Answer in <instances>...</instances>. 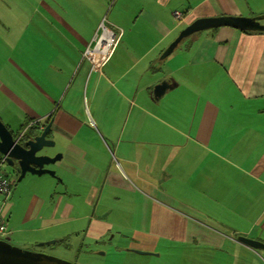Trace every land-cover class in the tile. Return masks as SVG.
I'll list each match as a JSON object with an SVG mask.
<instances>
[{
	"label": "crops",
	"instance_id": "obj_1",
	"mask_svg": "<svg viewBox=\"0 0 264 264\" xmlns=\"http://www.w3.org/2000/svg\"><path fill=\"white\" fill-rule=\"evenodd\" d=\"M37 2L18 33L26 68L9 59L25 76L0 79V121L26 141L51 118L60 159L45 167L53 177H7L0 217L13 245L59 241L90 258L82 246L105 237L96 256L158 257L170 243L193 263L264 264V250L237 241L264 243V30L208 29L163 55L198 19L264 26V0ZM102 20L120 39L94 69L82 53Z\"/></svg>",
	"mask_w": 264,
	"mask_h": 264
},
{
	"label": "water",
	"instance_id": "obj_2",
	"mask_svg": "<svg viewBox=\"0 0 264 264\" xmlns=\"http://www.w3.org/2000/svg\"><path fill=\"white\" fill-rule=\"evenodd\" d=\"M260 21V19H259ZM230 27L233 29L247 30H264V26H260L258 20H251L245 18H208L198 19L183 29L177 38L169 45L163 55L172 52L178 44L190 35L202 32L208 29ZM167 85H157L153 94L160 96L163 94ZM50 130V123H48L43 131L37 136L29 140H22L21 137L15 138L0 121V156L5 164L9 167L15 165L19 168L18 181H21L24 176L28 174L54 176V172L45 168L46 166L54 164L60 159V156L49 157L40 153L45 147H53L54 143L46 139ZM237 241L254 250H264V243L254 241L244 237H237ZM59 243V241H50L38 245H30L28 247L37 246L39 248L52 247ZM28 250V249H27ZM18 248L6 240L0 238V264H76L70 263L55 257L45 255L43 253H35ZM133 252V250H131ZM136 252V251H134ZM142 254L141 252H136Z\"/></svg>",
	"mask_w": 264,
	"mask_h": 264
},
{
	"label": "rangeland",
	"instance_id": "obj_3",
	"mask_svg": "<svg viewBox=\"0 0 264 264\" xmlns=\"http://www.w3.org/2000/svg\"><path fill=\"white\" fill-rule=\"evenodd\" d=\"M29 4H27L26 0H2L0 1V79L1 80H8L9 76L11 74H14L18 77H23L24 72L21 74H15L14 73V67H10L9 59H12L16 64L20 63V67L24 69L26 66L24 65V62H22L23 55L25 52L24 48V41H26V37L24 39L25 33H21V36H18L19 32H22L24 30L25 26V11L26 9H30V5L37 6L38 2L37 0H29ZM264 23V20L262 21ZM13 31L15 30L16 33H9L6 31ZM16 40H19L22 44V46L16 45ZM15 45V48H14ZM8 60V64H5L4 61ZM6 60V61H7ZM11 64V63H10ZM9 67L12 69L11 73L8 75L5 72L1 70V68ZM19 83V82H17ZM14 85V84H13ZM41 133V132H40ZM48 135L46 136L47 139ZM50 141L49 139H47ZM55 147H45L42 149L40 153L52 155L49 157H54L56 154L54 153ZM0 159L1 156H0ZM57 164L54 163L52 165H49L47 167L50 168H56ZM49 169V168H48ZM51 170V169H50ZM54 171V170H53ZM0 172H2L4 175H7V177H10L12 180L13 187L15 185L22 186L25 184L26 180H28V177H24L21 181L17 182L18 178V172L19 168L17 165L13 167H9L7 164H3L0 168ZM132 229L134 226H128ZM3 240H6L7 243H10L13 245V243L10 241V238L6 236L3 238ZM98 247L95 248L96 245L91 244L84 247L82 246V249L84 251L90 252L93 256L90 258L87 257V255L84 254V252L80 254H76L74 252V249L71 251H67L69 249H65L64 247H60V244H58L56 247H43L39 248L37 246L33 247H27L20 248L23 250L35 252V253H43L45 255L55 257L70 263H76V264H199V262L195 260L193 263L189 259H191L189 256L186 255L185 250H181V248L174 249L173 244L170 243H164L160 248H156L155 251H158L159 256L158 257H152L150 255L148 256H142L137 257V255L134 253H127V257L125 258V255L122 252V257H114L111 255H104V256H96L97 253H101L102 250H107L109 246H111V242L109 240H105V237H102L100 241H98ZM73 243V242H71ZM127 242L123 244L122 246L124 249H129L125 247ZM75 245H73V248ZM19 248V247H18ZM91 249V250H87ZM138 251V250H136ZM134 252V250H133ZM149 254L156 255L155 253L147 252ZM179 253L178 256H175L174 254ZM76 254V255H75ZM161 255V256H160ZM194 259H200V258H194Z\"/></svg>",
	"mask_w": 264,
	"mask_h": 264
},
{
	"label": "built area",
	"instance_id": "obj_4",
	"mask_svg": "<svg viewBox=\"0 0 264 264\" xmlns=\"http://www.w3.org/2000/svg\"><path fill=\"white\" fill-rule=\"evenodd\" d=\"M173 17L177 20L182 18L178 12H173ZM120 32L108 28L105 20H102L97 27V30L82 53V60L90 63L94 69L101 67L108 58L112 55L114 48L120 39ZM4 164V160H0V168ZM11 192V186L7 180V175L0 172V195L8 197ZM7 226L3 223L0 217V238H5L8 235Z\"/></svg>",
	"mask_w": 264,
	"mask_h": 264
},
{
	"label": "trees",
	"instance_id": "obj_5",
	"mask_svg": "<svg viewBox=\"0 0 264 264\" xmlns=\"http://www.w3.org/2000/svg\"><path fill=\"white\" fill-rule=\"evenodd\" d=\"M50 119H51V118H49V120L46 122V125L49 123ZM44 128H45V127H44ZM25 131H26V130L23 131V134L25 133ZM19 133H20V131H19ZM15 137H16V136H15ZM0 160H1V159H0ZM4 164H5V163H4ZM2 165H3V164H2ZM10 194H11V192H10Z\"/></svg>",
	"mask_w": 264,
	"mask_h": 264
},
{
	"label": "flooded vegetation",
	"instance_id": "obj_6",
	"mask_svg": "<svg viewBox=\"0 0 264 264\" xmlns=\"http://www.w3.org/2000/svg\"><path fill=\"white\" fill-rule=\"evenodd\" d=\"M5 163V162H4Z\"/></svg>",
	"mask_w": 264,
	"mask_h": 264
}]
</instances>
